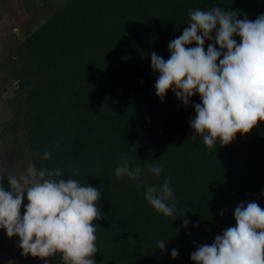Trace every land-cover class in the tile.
Wrapping results in <instances>:
<instances>
[{
  "label": "trees",
  "instance_id": "obj_1",
  "mask_svg": "<svg viewBox=\"0 0 264 264\" xmlns=\"http://www.w3.org/2000/svg\"><path fill=\"white\" fill-rule=\"evenodd\" d=\"M214 6L238 19L264 14V0H66L2 62L4 80L17 83L5 132L26 139L37 169L60 167L64 179L101 190L96 264H193L197 247L235 226L238 204L264 208V123L209 149L189 123L199 95L185 106L172 91L163 101L155 92L150 54L167 60L188 10ZM124 158L144 169L145 185L170 180L188 227L185 217L157 213L136 182L115 176ZM146 161L163 166L159 179ZM49 264H62L60 256Z\"/></svg>",
  "mask_w": 264,
  "mask_h": 264
},
{
  "label": "clouds",
  "instance_id": "obj_2",
  "mask_svg": "<svg viewBox=\"0 0 264 264\" xmlns=\"http://www.w3.org/2000/svg\"><path fill=\"white\" fill-rule=\"evenodd\" d=\"M188 18L182 34L170 41L167 60L156 52L150 54L151 68L159 74L155 92L163 101L172 91L185 106L199 95L201 103L194 105L190 127L209 149L217 139L226 146L237 133L246 135L264 123V14L255 20L238 19L236 12L214 6L190 8ZM206 41L212 43L205 50ZM51 156V151L45 152L43 159ZM145 167L157 179L163 172L162 165L148 161ZM64 174L60 167L30 165L24 174H9L7 187L0 176V229L9 238L19 237L25 257L49 264L48 258L59 255L62 264H96L94 256L99 250L94 221L102 217L98 207L101 190L78 179H64ZM115 176L136 182L157 213L174 220L185 217L182 225L188 227L186 213L176 214L168 178L161 184L145 185L144 169L131 166L128 158L116 166ZM234 219L235 226L217 235L214 242L197 247L191 254L193 264H264V208L257 202H241ZM165 247V239L157 241L158 249ZM178 255L172 249L171 257Z\"/></svg>",
  "mask_w": 264,
  "mask_h": 264
},
{
  "label": "rangeland",
  "instance_id": "obj_3",
  "mask_svg": "<svg viewBox=\"0 0 264 264\" xmlns=\"http://www.w3.org/2000/svg\"><path fill=\"white\" fill-rule=\"evenodd\" d=\"M65 1L8 0L2 5L0 0V176L9 172L19 176L24 174L30 165H35L33 152L26 139H16L12 132H5L7 126L4 122L13 114V102L10 103V99L15 95L17 83L10 78L4 80L7 72L2 62L45 17L52 15ZM13 54L16 56L15 52ZM23 203H28L26 194ZM21 252L19 237L9 238L6 232L0 229V264H33V261L45 264L44 260L30 255L25 257ZM52 258H48V261Z\"/></svg>",
  "mask_w": 264,
  "mask_h": 264
}]
</instances>
